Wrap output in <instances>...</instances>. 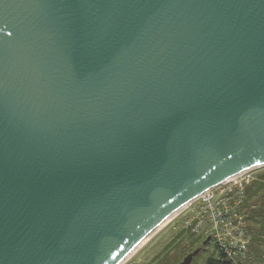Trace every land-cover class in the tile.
<instances>
[{
  "label": "water",
  "instance_id": "obj_1",
  "mask_svg": "<svg viewBox=\"0 0 264 264\" xmlns=\"http://www.w3.org/2000/svg\"><path fill=\"white\" fill-rule=\"evenodd\" d=\"M263 166L264 0H0V264H120Z\"/></svg>",
  "mask_w": 264,
  "mask_h": 264
},
{
  "label": "rangeland",
  "instance_id": "obj_2",
  "mask_svg": "<svg viewBox=\"0 0 264 264\" xmlns=\"http://www.w3.org/2000/svg\"><path fill=\"white\" fill-rule=\"evenodd\" d=\"M262 170L264 166L250 170L238 180L249 179L244 184L247 186ZM229 186L214 188L212 199L198 198L184 206L122 264H171V258L181 262L190 248H200L190 264H205L206 258L226 250L232 252L235 263L264 264V222L260 230L254 228L257 225L249 220L245 195L237 207L236 201L226 207L229 213L225 217L214 218L221 212L223 194Z\"/></svg>",
  "mask_w": 264,
  "mask_h": 264
},
{
  "label": "trees",
  "instance_id": "obj_3",
  "mask_svg": "<svg viewBox=\"0 0 264 264\" xmlns=\"http://www.w3.org/2000/svg\"><path fill=\"white\" fill-rule=\"evenodd\" d=\"M244 192L246 199L248 201L246 212L248 213L249 220L257 225L254 228L260 230L264 222V170L259 172L257 176L254 179H252L247 186H245ZM192 250L194 249L190 248L188 251H186L184 253L185 256L188 253H190ZM179 260L180 258H171L169 262L172 261L171 264H175L179 262ZM205 264H243V263H235L231 258H226L225 254L220 253L219 256L212 255L206 258Z\"/></svg>",
  "mask_w": 264,
  "mask_h": 264
},
{
  "label": "built area",
  "instance_id": "obj_4",
  "mask_svg": "<svg viewBox=\"0 0 264 264\" xmlns=\"http://www.w3.org/2000/svg\"><path fill=\"white\" fill-rule=\"evenodd\" d=\"M248 171H245V172H242L238 175H235L219 184H216L214 186H212L211 188L207 189L206 191H204L202 194H200L197 198H195L194 200L198 199V198H201V199H204V200H208V199H212L213 195H214V191L213 189L216 188V187H221L220 189H223L224 186L230 184V186L226 189L225 191V194L224 197H223V200L221 201V205H222V208H221V212L219 214H216L215 215V219L216 220H220L222 219L223 217H225L229 211H225L226 210V207H229V206H232L234 205V201H236V207L241 203V199L243 198V196L245 195V186L244 184H246L248 181H240L238 180L241 176H243L244 174H247ZM194 200H192L190 203L187 204L190 205ZM225 208V209H223ZM231 209V208H230ZM222 214H223V217H222ZM219 222V221H218ZM218 227V225L216 226ZM221 251L217 254V256H219L220 253H223L225 254V257L226 258H232L231 257V254L232 252L230 251Z\"/></svg>",
  "mask_w": 264,
  "mask_h": 264
},
{
  "label": "bare ground",
  "instance_id": "obj_5",
  "mask_svg": "<svg viewBox=\"0 0 264 264\" xmlns=\"http://www.w3.org/2000/svg\"><path fill=\"white\" fill-rule=\"evenodd\" d=\"M179 211V210H178ZM177 211V212H178ZM177 212H175L173 215L168 216L166 219H164V221H162L149 235H147L131 252H129L120 262V264H122L129 256L130 254H132L138 247H140L144 242H146L149 237L155 233L156 231H158L160 228H162L168 221L169 219L174 216Z\"/></svg>",
  "mask_w": 264,
  "mask_h": 264
}]
</instances>
